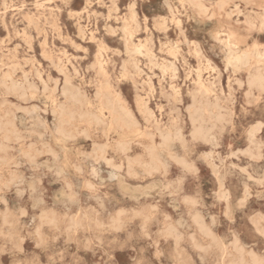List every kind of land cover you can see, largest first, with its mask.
<instances>
[{
  "label": "rangeland",
  "instance_id": "374dc122",
  "mask_svg": "<svg viewBox=\"0 0 264 264\" xmlns=\"http://www.w3.org/2000/svg\"><path fill=\"white\" fill-rule=\"evenodd\" d=\"M194 1L0 0V264L264 261V0Z\"/></svg>",
  "mask_w": 264,
  "mask_h": 264
},
{
  "label": "bare ground",
  "instance_id": "6f19581e",
  "mask_svg": "<svg viewBox=\"0 0 264 264\" xmlns=\"http://www.w3.org/2000/svg\"><path fill=\"white\" fill-rule=\"evenodd\" d=\"M190 4H197L198 8V12L201 14L207 13L208 11V7L206 5H204L202 2H195L194 0H185ZM226 1V0H225ZM233 1V0H232ZM244 1V0H242ZM241 1V2H242ZM249 1V0H248ZM247 2V1H246ZM257 2V1H256ZM30 3V2H29ZM222 3V2H221ZM226 3V2H225ZM245 3V2H244ZM219 4V3H218ZM223 4V3H222ZM249 4V3H248ZM218 6V5H217ZM220 6V5H219ZM263 13V12H262ZM172 14L175 15V11L172 10ZM179 15V14H178ZM262 18V17H261ZM110 20V19H109ZM136 20V16L133 14L130 21H135ZM32 21V20H31ZM77 23V22H76ZM111 26V25H110ZM112 27V26H111ZM131 27L129 22H126L125 24V30H129ZM6 29V28H5ZM78 29V28H77ZM79 30V29H78ZM92 34V33H91ZM231 35V33H230ZM233 36V35H232ZM89 37V36H88ZM214 38V37H213ZM216 41V40H215ZM229 45V57H228V61L231 64L234 65H246L248 66V68H251V71L249 73L250 75V80L249 83L251 86H255V85H262V83L264 82V75L262 73V71L259 69L261 66V62L264 61V52H254V50H247L244 51L243 53H238L237 50H235L230 43H228ZM256 46V45H255ZM80 47V46H79ZM142 44H136L132 50L137 51V52H142ZM257 47V46H256ZM77 48V47H76ZM253 48V47H252ZM264 49V48H263ZM77 50V49H76ZM85 51V50H84ZM65 54V53H64ZM77 57V56H75ZM80 57V56H79ZM255 58L256 59V63H258L257 65H252L253 63L251 61H253L252 59ZM82 59V58H81ZM61 66V65H60ZM94 66V65H93ZM173 69L175 70L176 67L174 66V64L172 65ZM264 66V65H263ZM97 67H98V72L101 74H104L106 69H105V63L103 62L102 59H98L97 62ZM134 67H138V65L135 63ZM264 68V67H263ZM87 69V68H86ZM93 71V70H92ZM207 71V70H206ZM87 72V71H86ZM173 72V71H172ZM74 74V73H73ZM189 77V76H188ZM214 78V77H213ZM52 80V79H51ZM58 80V79H57ZM242 80V79H241ZM53 82V81H51ZM58 83V82H57ZM66 83H67V87H65L63 89V94L65 95L66 99H75L76 97V91L75 88L73 87V84L71 82V80L66 77ZM107 83V82H106ZM243 84V83H242ZM244 85V84H243ZM198 86L201 90L203 91H208L209 90V86L205 83L204 79L202 78V76L199 74L198 75ZM244 89V88H242ZM101 90V88H100ZM99 91V90H98ZM245 91V90H244ZM39 101V100H38ZM118 102L117 104L115 103ZM84 103L86 104H91V101L89 100V98L84 97L83 100ZM140 102L142 104V106L144 107L145 110H147L148 106H147V101L144 98H140ZM21 105V104H20ZM22 106V105H21ZM39 106V105H38ZM44 106V105H43ZM59 114H60V120H59V132L66 136L69 134V131L67 129L68 125L71 123V119H72V111H70L68 108L64 107V106H60L57 107ZM179 108V107H178ZM180 109V108H179ZM45 110V109H44ZM104 110H108V113L110 115V117H106L104 114ZM49 111V110H48ZM101 113L99 115H92L90 113H86V115H88V117H91V119H95L97 122L100 123H104L106 125H108L109 127H113V126H117L120 129H123L125 127H129V125H131L134 121L131 113L128 111L127 107L123 104H121L119 102V99L116 97V99L114 98H108L106 100H104L101 103ZM121 112H124L125 114H121ZM218 114V113H217ZM38 116V115H37ZM53 118V117H52ZM233 117L231 116V119ZM36 119V116H35ZM54 119V118H53ZM217 119V117H216ZM230 120V119H229ZM175 121V120H174ZM139 122V121H138ZM228 122V121H227ZM226 122V123H227ZM173 123V122H172ZM185 123V120H184ZM175 124V122H174ZM192 124V123H191ZM174 127V126H173ZM184 131V130H183ZM201 131V128L198 127L196 129V132L199 133ZM168 133V132H167ZM170 133V132H169ZM164 138H166L168 140V135H164L162 134ZM170 135V134H169ZM173 135V134H172ZM185 135V134H184ZM198 135V134H197ZM230 135V134H229ZM124 134L122 135V140L119 141V145L122 148H126L127 147V142L123 140ZM236 140V139H235ZM201 141V140H200ZM234 141V140H233ZM210 144V143H209ZM264 145V144H263ZM120 147V148H121ZM154 147V145H153ZM237 152V151H236ZM107 153V152H106ZM123 153V152H122ZM125 153V152H124ZM237 154V153H236ZM239 154V153H238ZM133 157V156H132ZM126 161V160H125ZM134 161V160H133ZM129 162V161H128ZM163 162V161H162ZM129 164V163H128ZM135 164V163H134ZM197 168V166H196ZM233 174V173H232ZM129 175V174H128ZM98 176V175H97ZM29 177V176H28ZM88 177V176H87ZM131 177V175H130ZM136 177V176H135ZM30 178V177H29ZM65 178V177H64ZM67 179V178H66ZM30 180V179H29ZM65 180V179H64ZM71 181V180H70ZM99 181V180H98ZM86 182V180H85ZM122 182V181H121ZM126 183V182H125ZM149 183V182H148ZM147 183V184H148ZM87 184V183H86ZM91 184V183H90ZM129 185V184H128ZM145 185V184H144ZM91 186V185H90ZM105 186V185H104ZM143 187V186H142ZM140 187V188H142ZM89 188V187H88ZM137 188V187H136ZM30 189V188H29ZM138 189V188H137ZM221 190V189H220ZM219 190V191H220ZM141 192V191H140ZM139 193V192H138ZM143 193V192H142ZM80 194V193H79ZM216 194V193H215ZM94 195V194H93ZM200 195V194H199ZM225 196V195H224ZM33 197V196H32ZM92 197V196H91ZM95 197V196H94ZM38 198V197H37ZM132 198V197H131ZM34 199V198H33ZM40 199V198H39ZM97 199V198H96ZM199 199V198H198ZM202 199V198H201ZM35 200V199H34ZM80 200V199H79ZM88 200V199H87ZM42 201V199H41ZM80 203V202H79ZM205 203V202H204ZM200 204V203H198ZM39 205V204H38ZM68 205V204H67ZM204 205V204H203ZM147 206V205H146ZM80 207V206H79ZM148 210V208H147ZM151 210V208H150ZM41 211V209H40ZM140 212V211H139ZM108 213V212H107ZM138 214V213H137ZM5 215V213H4ZM219 215V214H218ZM139 218V216H138ZM140 221V220H139ZM219 223V222H218ZM165 226V225H164ZM163 226V227H164ZM167 226V225H166ZM169 226V225H168ZM167 231V230H166ZM228 231V230H227ZM143 232V231H142ZM207 233V232H206ZM205 234V233H204ZM38 235V233H37ZM147 235V234H146ZM165 239V238H164ZM224 247V246H223ZM251 257V256H249ZM240 264H264V261L262 258L258 257V256H252L250 259L245 258L244 256H241L238 261Z\"/></svg>",
  "mask_w": 264,
  "mask_h": 264
}]
</instances>
